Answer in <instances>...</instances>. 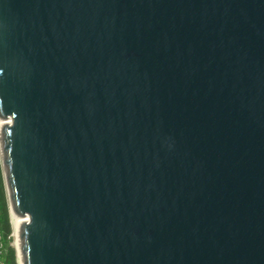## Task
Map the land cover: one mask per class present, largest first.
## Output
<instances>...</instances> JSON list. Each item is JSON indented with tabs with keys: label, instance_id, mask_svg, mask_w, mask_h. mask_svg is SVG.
<instances>
[{
	"label": "water",
	"instance_id": "1",
	"mask_svg": "<svg viewBox=\"0 0 264 264\" xmlns=\"http://www.w3.org/2000/svg\"><path fill=\"white\" fill-rule=\"evenodd\" d=\"M0 120L18 264H264V0H0Z\"/></svg>",
	"mask_w": 264,
	"mask_h": 264
},
{
	"label": "trees",
	"instance_id": "2",
	"mask_svg": "<svg viewBox=\"0 0 264 264\" xmlns=\"http://www.w3.org/2000/svg\"><path fill=\"white\" fill-rule=\"evenodd\" d=\"M11 235L12 227L10 224L8 202L0 164V252L4 264H17L16 251L10 244Z\"/></svg>",
	"mask_w": 264,
	"mask_h": 264
},
{
	"label": "bare ground",
	"instance_id": "3",
	"mask_svg": "<svg viewBox=\"0 0 264 264\" xmlns=\"http://www.w3.org/2000/svg\"><path fill=\"white\" fill-rule=\"evenodd\" d=\"M4 124L3 121L0 120V126ZM23 220L19 219L18 217L15 216H11V223H12V228H13V232H14V237H15V245L18 247L19 243H18V225L19 223H21Z\"/></svg>",
	"mask_w": 264,
	"mask_h": 264
},
{
	"label": "rangeland",
	"instance_id": "4",
	"mask_svg": "<svg viewBox=\"0 0 264 264\" xmlns=\"http://www.w3.org/2000/svg\"><path fill=\"white\" fill-rule=\"evenodd\" d=\"M11 225H12V223H11ZM10 244L15 249L16 245H15V237H14L13 228H12V235H11V243ZM17 264H18V260H17Z\"/></svg>",
	"mask_w": 264,
	"mask_h": 264
},
{
	"label": "built area",
	"instance_id": "5",
	"mask_svg": "<svg viewBox=\"0 0 264 264\" xmlns=\"http://www.w3.org/2000/svg\"><path fill=\"white\" fill-rule=\"evenodd\" d=\"M0 242H1V236H0ZM0 248H1V243H0ZM0 264H4L1 257V252H0Z\"/></svg>",
	"mask_w": 264,
	"mask_h": 264
}]
</instances>
